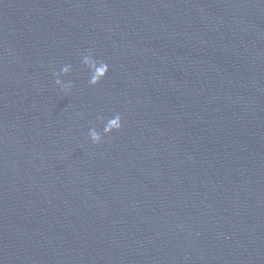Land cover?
Wrapping results in <instances>:
<instances>
[{"label": "water", "instance_id": "95a60500", "mask_svg": "<svg viewBox=\"0 0 264 264\" xmlns=\"http://www.w3.org/2000/svg\"><path fill=\"white\" fill-rule=\"evenodd\" d=\"M0 264H264V0H0Z\"/></svg>", "mask_w": 264, "mask_h": 264}, {"label": "clouds", "instance_id": "9594fccd", "mask_svg": "<svg viewBox=\"0 0 264 264\" xmlns=\"http://www.w3.org/2000/svg\"><path fill=\"white\" fill-rule=\"evenodd\" d=\"M82 64L88 69L90 77L88 83L90 86L99 85L104 79L107 78L110 72V65L103 61L98 60L93 51L89 49L85 54H82ZM73 71L71 64H65L60 71L54 72L55 84L65 94L71 93L74 83L71 80L65 81L62 76H67ZM97 119L104 121L105 118L102 115H97ZM123 128V117L119 113H114L111 117L107 118L104 125L103 134L98 132L95 127L90 128L88 131V137L93 144L99 145L103 143L104 136L111 135L114 132H119Z\"/></svg>", "mask_w": 264, "mask_h": 264}]
</instances>
